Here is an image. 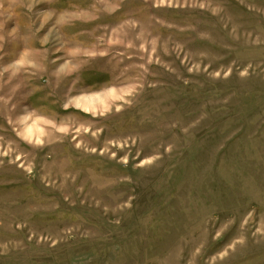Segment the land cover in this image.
Listing matches in <instances>:
<instances>
[{"label":"rangeland","instance_id":"rangeland-1","mask_svg":"<svg viewBox=\"0 0 264 264\" xmlns=\"http://www.w3.org/2000/svg\"><path fill=\"white\" fill-rule=\"evenodd\" d=\"M0 264H264V0H0Z\"/></svg>","mask_w":264,"mask_h":264}]
</instances>
